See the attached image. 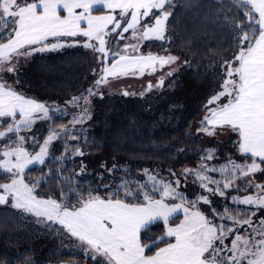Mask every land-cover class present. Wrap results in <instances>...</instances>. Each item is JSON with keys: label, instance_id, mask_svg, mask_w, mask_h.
Returning a JSON list of instances; mask_svg holds the SVG:
<instances>
[{"label": "snow or ice", "instance_id": "snow-or-ice-1", "mask_svg": "<svg viewBox=\"0 0 264 264\" xmlns=\"http://www.w3.org/2000/svg\"><path fill=\"white\" fill-rule=\"evenodd\" d=\"M169 4L170 0H0V128L6 127V131H0V176L6 181L0 182V206L10 204L13 209L36 217L37 223L58 226V232L79 241L93 264H264V218L254 221L257 211H264V195L232 197L240 204L255 206L249 209L251 216L244 219L215 208L209 196L203 194L207 191L211 196L225 197V190L236 187V179L264 172V0H239L237 10L245 23L235 25L236 50L221 61L218 91L204 106L205 115L197 130L213 137L231 133L244 162L229 158L224 165L209 167L205 161L214 159L215 153L204 150L199 165L184 168L180 177L169 170L172 180L166 181L145 169V182L137 180L133 187V182L125 180L115 189L105 185L104 195L99 191L84 193L62 188L59 198H43L36 189L44 178L26 180L25 170L45 165L50 146L68 134L70 125L83 124L90 118L91 97L110 77L154 73L157 67L163 69L179 60L167 54V49L165 55L144 54L138 47L142 41H166ZM96 9L108 12L93 15ZM116 10L118 16L113 14ZM149 18L154 23L149 24ZM130 30L131 39L136 42L121 49L120 42L128 39L125 34ZM78 37L85 39L81 42ZM106 37H114L111 46L106 47ZM63 38L73 40L64 43ZM77 45L99 54L100 67L93 69L98 78L85 89L87 96L82 93L72 97L65 102V109L26 97L3 80L5 74H18L21 58ZM176 70H169L166 75L170 77ZM164 79L161 77L155 86L162 87ZM147 87H153L151 82ZM123 94L129 95L127 91ZM68 105L78 108L79 113L59 130L50 128L42 144L31 137V144L39 150L30 153L24 146L25 137L19 133L32 128L38 119H53L50 108L67 114ZM70 139L77 137L72 135ZM64 153L84 155L79 145L72 152L66 145ZM217 172L223 179L209 175ZM189 177H195L193 183L201 190L194 198L179 190L181 178L186 187ZM251 187L264 191V185L251 181L245 190ZM73 197L76 203L70 204ZM202 204L209 206L208 213L201 209ZM181 213L183 219L179 218ZM220 221H231L232 226ZM157 224L161 234L148 235ZM241 229L246 236L240 235ZM229 238L230 246L225 243Z\"/></svg>", "mask_w": 264, "mask_h": 264}, {"label": "trees", "instance_id": "trees-1", "mask_svg": "<svg viewBox=\"0 0 264 264\" xmlns=\"http://www.w3.org/2000/svg\"><path fill=\"white\" fill-rule=\"evenodd\" d=\"M238 8L239 0H176L169 4L168 11L171 15L165 22L166 41H142L138 47L144 54L151 52L165 55L167 49V54L177 56L179 60L173 65L165 66L157 77L146 82L137 93H130L124 87L112 89L108 84L101 86L99 93L91 97L90 118H86L83 124L76 125L77 139L75 144H69L71 150L79 145L84 155H69L63 162L50 159L43 166L35 165L26 170V180L30 182L44 178L36 189L40 196L59 198L62 188H73L84 193L99 191L104 195L105 185L115 189L125 180L133 182V187L137 180L145 182V169L150 174H158V178L170 181L172 177L169 170L180 177L177 172L179 169L199 165L202 147L214 150L215 158L205 161L209 167L224 165L229 158L236 163L241 160L244 162L233 144L235 137L231 133L225 132L213 137L197 131L205 115L204 106L211 95L218 91L222 74L221 61L236 50L237 45L233 40L236 35L235 25L245 23ZM95 13L105 14L106 11L99 9ZM147 22L154 23L151 18ZM72 40L63 39L62 42L71 43ZM119 46L122 49L124 43ZM63 49L67 51V47ZM57 51L60 49L55 52ZM67 54L72 57V63L71 68L65 67L64 77L70 76V83L58 86L57 82L53 84L52 91L60 92H51V96L48 91L50 88L44 82H39L42 92L38 88L36 92L41 94L42 99L62 103L82 93L87 96L85 89L91 87L97 79V75H93V69H99L100 65L97 60L92 59L91 49L77 45L70 47ZM108 63L110 65L111 62ZM172 69L177 70L168 77L166 74ZM161 77L165 78L164 85L156 87ZM150 82L153 85L151 89L147 87ZM19 89L25 94L32 95L34 92L33 87L29 89L22 82ZM125 91L129 95L125 96ZM80 102L84 103L83 100ZM55 119V125L61 126L68 125L72 117L64 113V119L61 116H56ZM27 130L32 134L40 133L35 128ZM213 174L221 176L218 172ZM256 174L257 177L253 178ZM256 174L237 179L239 183H235V186L241 189L248 180H264V172ZM0 182H6L2 176ZM181 182H185L183 178ZM236 187L225 190L226 193L228 191L229 205L222 210L220 207L217 209L230 216L247 219L251 216L249 209L253 207L231 204L232 198L229 195L235 193L233 189ZM69 203L75 204V197ZM14 213L17 214L16 211ZM258 213L262 211H257ZM227 223L232 226L231 221ZM160 234L159 224L148 233L150 236ZM22 239L15 241L12 253L3 255L0 252V264H46L52 259L93 264L92 260L86 258L83 249L82 252H66L55 257L46 252L36 258L33 252L37 254V250L32 246V241H28L31 246L26 248L21 243ZM70 241L78 243L74 238Z\"/></svg>", "mask_w": 264, "mask_h": 264}, {"label": "rangeland", "instance_id": "rangeland-1", "mask_svg": "<svg viewBox=\"0 0 264 264\" xmlns=\"http://www.w3.org/2000/svg\"><path fill=\"white\" fill-rule=\"evenodd\" d=\"M171 1L172 0H170V3ZM113 14L118 16L119 10H117ZM109 27H111V25ZM125 37H127L128 39L121 41L120 42L121 44L123 42L125 45L133 41V39H131V30L129 33L125 34ZM113 40H114V37H106V41H108V44L106 45V47L111 46ZM62 49H60V51H57V52L46 51V52L36 53L35 55L28 57L27 59L21 58L19 66H18V74L17 75L5 74L3 76V80L6 81L9 85L13 86L18 92H22L24 94L25 92L19 89L21 82L24 85H26L29 89H32L33 87L34 92L32 91L33 92L32 95L25 94L26 97L34 98L38 102H43L47 105L55 104L59 108L65 109L66 107L65 102L59 103L57 101H46L42 99L40 93L36 92L37 88L39 89L40 92H42L41 87H39V82L41 81L46 84V87L50 88L48 91H50L49 94L51 96L53 95V93L60 92L57 90L52 91L51 88L53 87L52 86L53 84L57 82V86H58V85H64V84L70 83L69 81L70 76L64 77L65 67L67 66L68 68L69 67L71 68L70 64L72 63V59H71L72 57L67 54V52L70 51V47H67V51H64V49L63 50ZM92 53H93L92 59L97 60V57L99 54L93 51ZM162 71L163 69H160L159 67H157V70L154 73L150 71H145V73L142 75L137 73L136 75H128V76L120 77L119 79H114L110 77L107 84L112 89H118V88L120 89L124 87L130 93H137L138 91L142 90L146 82L151 81L152 79L157 77ZM17 80L19 81V83H17ZM38 97L42 101L38 99ZM66 113L70 114L72 117L79 113V109L74 108L71 105H68L66 108ZM49 115L52 116L53 119L47 120V121L43 119H38L32 126V129L35 128V130L37 129V131H40L39 134L37 133L32 134L29 132L30 130H22L19 133V135H22L25 137L27 143L24 146L32 154H35V152H37L39 149L35 145L31 144V137L33 136L36 137L39 143L42 144L43 140L47 138L50 128L59 130L60 128L64 126V125H61V126L55 125V123L57 122L55 119L56 116H61L64 119V113L59 112V111L53 112L52 109L50 108ZM76 125L77 124H75L74 126L70 125L68 134L53 142V144L50 146L49 156L46 158L47 161H49L50 159H53V160H58V161L63 162L69 156V155L65 156L64 146L66 145L68 146L69 152L73 151L69 149V144L71 142L72 144H75V140L74 141L71 140L70 137L72 135H75ZM0 131H6V127L0 128ZM12 146L14 147L15 145H12ZM3 150H7V149H3ZM204 150H206V148L202 147V151H201L202 155H204ZM242 161L243 160H241L240 163H242ZM30 167H33V166H30ZM177 172H179V176H180L182 173V169L181 170L179 169ZM209 175L214 176V178L216 179H219V178L223 179L221 176L217 177L213 173H209ZM194 180H195V177H189L187 180V183H188L187 186L184 187L183 185L185 182H181V188L179 189L182 193H184L189 198H194L195 195L200 194L201 192L199 186L193 183ZM238 181L239 180L237 179L235 180V183H237V185L239 183ZM250 181L251 180H248V182ZM211 187H214V185ZM245 187L241 189H239L240 187L238 188L236 187L235 189H233L235 193H233L232 195H229V197L232 198L233 195L237 194L240 190H245ZM248 189L249 188H247V190ZM203 194L209 196L215 208H219L223 206L226 202H228V191L226 193V196L223 197V199H221L220 197L216 198L215 196H211L210 193H208L207 191H205ZM201 209L205 210V207L203 206V204L201 205ZM14 211H16L17 214L14 213ZM181 214H178V215H181ZM260 218H264V211H262V213L257 214V216L254 219L255 222L258 223ZM57 227L58 226L47 227L44 223H37L36 217L30 214H26L21 211L15 210L10 206V204L0 206V252L3 255L12 253L15 241H18L22 238L23 239L21 243L26 248L31 246L30 242L28 241L30 240L32 241V246H34L38 254L37 256V254L33 252L36 258L41 257L40 255L46 252L51 253V255H54V257L56 255L59 256L62 253H66V252L67 253L79 252V251L82 252L81 250L82 248L80 244L78 243L76 244V242L70 241L72 237L70 238L67 234L58 232ZM244 228H248V226ZM248 232H251L250 228H248ZM240 235L246 236L247 233L244 231V229H241ZM257 239H259V237H257ZM57 260L52 259L51 262H48L46 264H63L64 263V262H60L61 260L60 261H57ZM82 264H86V263H82Z\"/></svg>", "mask_w": 264, "mask_h": 264}, {"label": "crops", "instance_id": "crops-1", "mask_svg": "<svg viewBox=\"0 0 264 264\" xmlns=\"http://www.w3.org/2000/svg\"><path fill=\"white\" fill-rule=\"evenodd\" d=\"M176 0H172L171 1V3H173V2H175ZM170 3V4H171ZM96 10H99V9H96ZM96 10H94L93 11V15H105V14H107V12H108V10L107 9H103V10H105L106 11V13L105 14H96L95 13V11ZM117 11V10H116ZM64 39H73V38H64ZM76 39H80V40H84L85 38H83V37H78V38H76ZM257 173H259V172H257ZM261 173V172H260ZM259 175V174H258ZM255 177H257V174L256 175H254L253 176V178H255ZM253 184H261V185H264V180H259V178H256V179H254L253 180V182H252ZM253 196V197H255V196H258V195H264V191H262L261 189H259V188H257V187H251V188H249L247 191H245V190H240L237 194H234L233 196H236L238 199H243V198H245L246 196ZM228 200H229V198H228ZM230 201H232L231 202V204L233 203V204H236V205H240V206H246V207H255V206H249V205H243V204H240V203H238V202H233V200L232 199H230ZM225 203V202H224ZM225 205H229V201L228 202H226L225 203ZM225 205L224 206H222V207H220L221 208V210L222 209H224L225 208ZM204 207H208V208H205V210H203V211H205L206 213H207V211L209 212L210 211V209H209V206L208 205H203ZM180 219H183V215L181 214V218ZM218 220V219H217ZM255 221V220H254ZM179 222V221H178ZM177 222V223H178ZM223 223H227L228 221H222ZM242 237H244V236H242ZM74 239H76V238H74ZM77 240V239H76ZM230 240H231V238H229V240H227V241H225V243L226 244H229V246H230ZM78 243H79V241H78ZM63 264H82V263H79V262H64Z\"/></svg>", "mask_w": 264, "mask_h": 264}]
</instances>
